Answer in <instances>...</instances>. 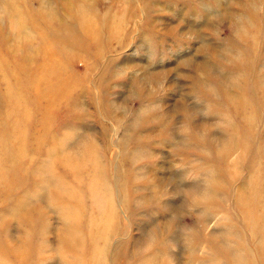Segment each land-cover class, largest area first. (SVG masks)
<instances>
[{"label":"rangeland","instance_id":"rangeland-1","mask_svg":"<svg viewBox=\"0 0 264 264\" xmlns=\"http://www.w3.org/2000/svg\"><path fill=\"white\" fill-rule=\"evenodd\" d=\"M0 77V264H264V0H0Z\"/></svg>","mask_w":264,"mask_h":264},{"label":"bare ground","instance_id":"bare-ground-1","mask_svg":"<svg viewBox=\"0 0 264 264\" xmlns=\"http://www.w3.org/2000/svg\"><path fill=\"white\" fill-rule=\"evenodd\" d=\"M46 18L49 19V17H46ZM82 21H81V26L87 32L89 30V28H90V24L88 22L85 23L84 20H82ZM44 24H45V22H44ZM91 25H93V24H91ZM53 26H56V25H54L53 23H51V24L48 23V26H46L47 28L46 27H42L38 31V36L41 38V40H38V41L35 42V36L32 35V37H31V42H32L31 43V45H32L31 46L32 47L31 48V60L34 59V57L37 54L35 45L37 46V44H40V45H42L43 50L46 52V57L47 58L46 57L45 58L47 59L48 62L45 63L44 66L42 64H39V63L37 65V63H36V65H35V69L36 70L32 67V70L35 71L34 72V74H35V76H34L35 80L34 81L35 82L24 81V82L20 83L23 86L24 89L26 88L27 90H29L32 93L33 96H35V99L38 101V103L36 104L35 107H37L40 110L44 109L46 111V113H48V111L51 110L52 108H55V106L52 103V102H54L55 98L54 99H52V98H53L54 93L60 87H62V86H60V84L62 83V82H60V80H62L61 76L58 77L57 80L54 79L55 77L54 78L52 77L53 71H55L56 68L59 65H63L65 67H70V66H68V65H70L69 58L66 55H64L65 53H63L64 58L60 59L59 56H58L57 57V62L55 61V58L53 56V52L55 54L57 52V50H59V49L60 50L61 49L64 50V48H65L64 46H59L57 49H53L54 45L52 43L53 42H58L59 43L60 42L59 40H57L53 35L46 41L42 40L43 31L46 30L47 32L46 31L45 32L48 33V30L52 29ZM44 28H45V30H44ZM26 32H27L28 35H25L24 32L20 33L21 37H22V39H21L22 43L26 42L27 41L26 39L30 36V34L32 32L35 33V30L33 29L31 31H26ZM167 32H168V30H167ZM34 53H36V54H34ZM9 60H10V58H7V62ZM66 60H67V62H66ZM20 70L21 69L16 68V70H15L16 74H18ZM12 73H13V71H11V74ZM8 77H9V75H6V78H8ZM13 78H16V76L14 75ZM64 79L65 78L63 77V81H64ZM18 81H20V80H18ZM4 82L5 81L3 79V81L1 82V86L3 88H6L9 91L10 87H7V85H5ZM66 87L67 86H63V89H65ZM41 89H42V91L44 90L45 93H42ZM18 92H20V91H18ZM12 100L13 101H12V103L10 104V106L8 108V113H15L16 115H18L20 117V120L15 125L20 124V125L26 126L27 122L30 121V115H31L30 110H25V109L22 108V107H24V104H25L24 100H22V99L17 100V101H15L14 99H12ZM232 100L233 99H231V102H232ZM41 101H44L46 103V105L41 104ZM31 118H32V116H31ZM15 125L12 124V130H11L12 131L11 137H12L13 141H14L13 138H15V140L19 139V136H13V134L15 132V129H14ZM16 153H17V157L15 156V158H18L20 160H24L26 158L25 155H24V152L18 153L16 151ZM62 153H63V151L60 152V149L56 150V154H58V156H57L58 159H56V160L60 159V160H62L63 163H66L68 161V159H67L68 156H66L65 154H62ZM53 154H55V149H53V151H47L46 152V155H47L46 157L50 159L51 157L54 156ZM111 213H112L111 216L113 217L115 213L114 212H111ZM101 215H102V213L100 212L99 213V217ZM64 218L67 221H69V222L74 219V218H71L70 216H67V215H65ZM99 225H100V223H97V226H99ZM107 231H112V230L109 228V229H107ZM79 235L80 234L78 233L77 229L73 225H69V223H68V226L66 227V231L64 233V237H62V239L60 241V246L61 247H65V245H67V243H69L71 245L70 241L77 240L79 238ZM102 239L103 238H101V239L97 238L98 241L103 242ZM104 239H105L104 241L106 243H108L111 238L104 237ZM90 240H91V242H93V238L90 239ZM91 242L89 244L90 251H92ZM105 245H107V244H105ZM71 248L74 251H78V253L76 252L77 255H75V259H77V260L79 259L78 258L79 254L84 255V252H83L82 248H78L77 249L76 245H71ZM93 251L95 252V250H93ZM65 254H68V251ZM242 257H244V256H242ZM64 264H70V263L67 260H65Z\"/></svg>","mask_w":264,"mask_h":264}]
</instances>
